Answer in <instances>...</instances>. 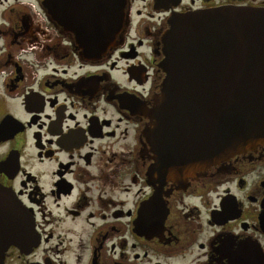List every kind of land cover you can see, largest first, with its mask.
<instances>
[{"label": "flooded vegetation", "instance_id": "flooded-vegetation-1", "mask_svg": "<svg viewBox=\"0 0 264 264\" xmlns=\"http://www.w3.org/2000/svg\"><path fill=\"white\" fill-rule=\"evenodd\" d=\"M73 4L0 0V264H264V144L159 184L144 135L169 17L264 0H127L91 59Z\"/></svg>", "mask_w": 264, "mask_h": 264}, {"label": "water", "instance_id": "water-1", "mask_svg": "<svg viewBox=\"0 0 264 264\" xmlns=\"http://www.w3.org/2000/svg\"><path fill=\"white\" fill-rule=\"evenodd\" d=\"M76 1L80 4L59 14H81L92 19L93 26L107 29V36L82 45L87 51L82 57L99 58L101 53L90 51H105L126 25L127 0ZM49 11L52 14V8ZM161 49L164 78L144 113L150 120L144 135L155 160L149 180L183 183L264 144V8L224 6L174 13ZM4 191L0 188V198ZM17 208L13 197L12 217Z\"/></svg>", "mask_w": 264, "mask_h": 264}]
</instances>
